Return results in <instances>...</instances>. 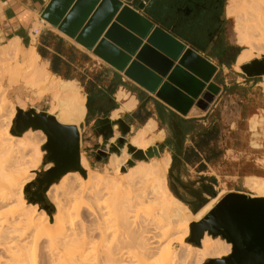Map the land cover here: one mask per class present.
Returning a JSON list of instances; mask_svg holds the SVG:
<instances>
[{"label":"bare ground","instance_id":"6f19581e","mask_svg":"<svg viewBox=\"0 0 264 264\" xmlns=\"http://www.w3.org/2000/svg\"><path fill=\"white\" fill-rule=\"evenodd\" d=\"M225 13L233 20L236 43L242 47L233 66L238 68L255 56L254 51L264 53V0H226ZM0 48V80L5 76L10 85L21 81L30 104L40 105L47 100V113L60 123L79 125L84 120L85 95L76 80L44 72L36 65L37 55L33 50H23L18 38ZM5 92L0 84V117L8 103ZM115 99L119 106L111 111L112 120L137 105L135 96L122 87L115 92ZM16 101L25 110L26 100L23 103L18 97ZM14 112L1 117L0 125V264H174L170 247L174 240L188 255L196 253L195 264L230 252V244L208 234L200 246L184 242L189 223L203 217L227 188L221 183L215 197L191 212L168 188L167 152L146 153L125 166L129 155L122 148L121 154H110L101 172L94 171L81 152L80 164L86 178L68 172L48 188L46 195L55 207L50 219L37 204L26 202L23 194L24 185L34 175L32 171L40 166V145L45 135L28 129L21 136H12L8 128ZM116 135L115 130L111 140ZM162 137L156 121L149 119L130 129L128 143L146 152ZM23 151L29 152L24 155ZM244 186L264 195L262 178L247 177ZM108 199L109 205L105 203ZM81 205L85 209L79 220Z\"/></svg>","mask_w":264,"mask_h":264},{"label":"water","instance_id":"95a60500","mask_svg":"<svg viewBox=\"0 0 264 264\" xmlns=\"http://www.w3.org/2000/svg\"><path fill=\"white\" fill-rule=\"evenodd\" d=\"M171 1L163 8L168 12L159 18L160 22L176 21L183 30L191 29L190 21L176 19L177 4ZM73 2L52 0L41 17L58 25L62 32L181 114H186L193 105L207 110L214 101L219 92V87L211 81L216 67L168 31L155 26L120 0H76L68 10ZM205 2L193 0L195 5H205ZM143 7L139 5L140 9ZM199 16L204 17L201 13ZM241 69L247 75L264 72L259 62ZM100 122L103 126L99 133L112 132L109 118ZM28 129L40 130L45 135L42 148L51 164L37 178V190L41 192L29 198L38 204L44 200L43 194L48 188L64 174L78 172L85 176L86 173L80 164V134L76 125L60 123L53 115L31 108L27 111L18 108L11 133L21 135ZM118 142L123 143V138L119 137ZM129 149L137 159L146 153H160L157 145L147 148L146 152L133 146ZM28 187L29 183L24 192ZM47 207L43 205L44 210ZM205 234L230 244V252L220 258H209L203 264H264V197L226 193L203 217L189 223L187 240L190 243L200 245Z\"/></svg>","mask_w":264,"mask_h":264},{"label":"crops","instance_id":"0c3cea01","mask_svg":"<svg viewBox=\"0 0 264 264\" xmlns=\"http://www.w3.org/2000/svg\"><path fill=\"white\" fill-rule=\"evenodd\" d=\"M51 1L0 0V45L13 38H18L20 45L29 48L27 50H33L37 57L46 64V68L51 74L64 78L62 74L68 73L72 78L67 80H76L81 84L86 90L87 98L88 95L92 98L89 111L85 106L86 111L82 123L84 124V121L88 122L89 120L93 122L98 119V127L94 130L96 137L106 138L112 134V132H106V135L99 133V129L103 125L100 121L105 117L109 118L113 129L110 113L119 106V102L115 99V92L119 87H122L135 96L137 105L132 111L126 112L121 117L128 121L131 127H140L149 119L156 121L157 129L163 131V139L158 142L162 151H166L170 155L168 170L172 165L171 174L179 176L182 180H185L186 177H196V181L200 177L215 178L212 170L219 167L228 155H250L249 152L254 150L248 147L249 142L248 140L245 141V133L240 130L238 124L243 121L244 117L248 122L252 111L259 109L263 111L264 102L255 93L259 82H255L254 87L245 89V83H240L238 77L240 75L233 67L242 48L228 40L227 16L225 14L226 0L223 2V7L219 5L213 14L208 15L207 25L194 26L188 30H183L176 21H170L166 24L160 22L159 18L165 17L168 12L163 8L170 5L171 0H120L123 4L152 21L155 26L168 31L185 43V47L193 49L216 67L217 71L211 79L219 87V92L213 103L214 106L212 107L213 104H211L207 110H202L193 105L186 114L179 113L154 94L125 77L121 72L96 56L92 50L87 49L75 38L62 32L58 25L54 26L43 19L41 15ZM75 1L68 10L72 8ZM173 3H176L181 9L185 6L186 0H173ZM140 4L144 6L143 9L139 8ZM180 15L177 11L176 19H181ZM102 37L103 34L99 39ZM235 47L240 48L237 54ZM229 59L231 62L228 61ZM255 62L264 66V62L259 59H251L240 66V69L246 65L251 66ZM52 67L57 72H54ZM241 71L249 79L260 76V74L247 75L242 69ZM81 80L83 82H80ZM252 82L249 80L248 86H251ZM258 91L264 100V91L259 89ZM217 97L221 101L219 107H216ZM255 97L256 100L253 102ZM146 113L150 115L145 116ZM141 119L143 120L141 121ZM255 119L251 118L250 124L246 126V130L249 129L254 137L258 135L257 131L261 122L258 117L256 119L258 123L255 124ZM212 128L215 133L213 138H205V132ZM78 131L81 135L79 129ZM233 135H240V139H232ZM204 140L206 143L203 144L202 150L198 149L195 146L196 142H204ZM254 143L256 142L252 144L258 147ZM172 155H175L173 164ZM182 155H218V158L213 164L204 159L194 160L190 164L184 160ZM262 162L264 164V160ZM200 163L205 164L206 168L198 169Z\"/></svg>","mask_w":264,"mask_h":264},{"label":"rangeland","instance_id":"374dc122","mask_svg":"<svg viewBox=\"0 0 264 264\" xmlns=\"http://www.w3.org/2000/svg\"><path fill=\"white\" fill-rule=\"evenodd\" d=\"M233 24H234L233 20L231 18L227 17L226 30H227L228 40H230L233 43H236ZM1 46L2 45H0V47ZM21 47L23 50L29 49V48L24 47L22 44H21ZM254 55L255 56L252 59H259L260 61L264 62V53H258L257 54V51H254ZM10 62H14V61L10 60ZM36 65L38 67H42L44 69V72H49L48 69L46 68L47 67L46 64L43 61H41L38 57L36 59ZM242 65H240V66H242ZM240 66L238 68L234 67V69L236 70L238 75H240V76H238L240 83H245V85H246V86H244V87H246L245 89H247V87H249L248 89H250V87H254L255 82H259V85L255 89V93L257 95H259V98L262 99V101L264 102L263 96H261L259 91H258V89L264 91V87H263L264 72H261L259 77H253V78L249 79L243 74V72L240 69ZM229 73H230V71H229ZM0 76H2L1 73H0ZM238 77H236V78H238ZM249 80L253 81L251 86H248ZM0 84H1V88L4 91H6L5 95H6V99L8 100V103L6 104L4 109L2 110V116L1 117L7 116L11 111H15L14 116H13L12 120L10 121L8 130L12 136H17V137L21 136V135L15 134V133L14 134L11 133V129L14 126V119H15L16 110L18 108L22 109V107L18 104L19 102L17 103L16 98L20 97L21 100L23 101V103H25L24 100H26L27 106L25 105V110L22 109L23 111H27L28 109L31 108L35 112H38V113H40V112L47 113V109H48L47 100H45L44 102H41L40 105L38 103V105L34 106V105L30 104L31 101H29V99L27 98V94L23 90V86H22L21 81H19L18 83H14V84L10 85L9 82H7V78L5 76H3V78H1V80H0ZM8 86H9V88H8ZM79 86H81L82 92L85 95V106H86V98H87L86 90L84 87H82L81 84H79ZM19 88H21V89H19ZM255 100H256V97L253 99V102H255ZM219 104H221V101H220V98L217 97L216 98V107H219ZM213 106H214V104L212 105V107ZM106 108H107V106H106ZM47 114H49V113H47ZM245 116H247L246 113H245ZM1 117H0V121H1ZM258 117L261 118V122H260V125L258 127V131H257L258 135L256 137H254L252 132L249 131V129L246 130V126L250 124L251 118H258ZM88 118H90V117H88ZM250 119H248V122H247L246 117H244L243 121L238 124V127L240 128V130H243V132L245 133L244 139H245V141L248 140V142H249L248 147L249 148L251 147L254 150L249 152L250 155L249 154L248 155H228L227 158L221 163V165L219 167L212 170V173H213L215 180H216V182L213 186L215 191H216V194L218 192V189H219L218 187L220 186V184L224 183L225 187L227 188L226 193H228L230 191H232V192H243V193H246L248 195L250 194V196L264 197V195H259L257 192H255L253 190H248V188L244 186V181H245V178H247V177H257V178H262L264 180V164L262 162L264 160V110L262 111L259 109V110L252 111L251 115H250ZM82 122H81V124L76 125L77 128L80 130V133H81V135H80V154H81V152L84 153L90 167L94 171L101 172L103 170V167L106 166V164L108 163V158H109L110 154L115 153V154L119 155V154H121L122 148H125L126 152L129 155V159L127 162H125V166L131 165L135 160H138L137 158L133 157L132 151H130V149H129V147L131 145L128 143V137L130 134V129L132 127L129 125L128 121L123 119L121 116L119 118H117L116 120H112V123H113L112 133L113 134L108 135L106 138L102 137V136L96 137V135L94 133V130L98 127V119L93 121V122H92V120H89L88 122L84 121V124ZM1 123H2V121L0 122V125H1ZM115 125L117 127L114 128ZM3 126H4V124H3ZM133 127L138 128L136 126H133ZM0 128H1V126H0ZM115 130L117 131V135L114 137L113 140H111V138L114 136ZM119 137L123 138V143L118 142ZM231 138L232 139H235V138L240 139V135H235V136L233 135ZM242 138H243V136H242ZM162 139H163V137H162ZM253 142H256L258 144V147H255L252 144ZM43 144L44 143H42L40 145V149L43 150V155H42V159L40 162V166L37 167L38 169L36 168L35 170L32 171V173L34 174L32 179L30 181H28L23 187V194H24V197L26 199V202H31V201L28 200V194L26 192H24V188L26 187V185L28 183L30 184V182L35 179V177L39 174L40 171H42L43 168H45V166L47 164H50V163H48V161L46 159H44V157L46 156V153H45L44 149L42 148ZM155 145H157L159 152H162V153L166 152V151H164V152L162 151L159 142L156 143ZM245 146H247V145H245ZM99 151H105L106 155L105 156L98 155ZM28 152L29 151H23L24 155H26ZM110 172H111V169H110ZM85 173H86V171H85ZM82 177L86 178V175L82 176ZM59 180L55 181V183L59 182ZM166 180H167V172H166ZM183 181L184 182H194V181H196V177H192V178L186 177V179ZM197 186H198V184L194 185V187H197ZM178 191L184 197L189 198L188 193L185 192L183 189H179ZM57 193H59V194L62 193L61 187L58 188ZM44 198H45V204L51 205L53 212H54L55 207H54L53 203L50 201V199L48 198V196L46 195V193L44 194ZM31 203H33V202H31ZM105 203L107 205L111 204L110 199L106 200ZM74 204H75V202L72 204V206H74ZM37 206L39 209H43L42 204H37ZM81 207L82 208H80V210L78 211V216H77V219H79V220L81 219V216H82L81 210L85 209V208H83L84 205H81ZM72 210H74V208H72ZM46 214H47V212H46ZM113 215H115V214L113 213ZM48 217L51 219V217L49 215H48ZM110 217L114 218L112 216H110ZM79 220H77V221H79ZM110 223L112 224V222H110ZM188 237H189V233H188V236L184 239L185 243H189V244L194 245V246H200V245H195L193 243H190L187 240ZM170 247H171L172 254L175 256L174 264H195L194 260L198 257L196 255V253H195V255H193L194 252H193V254L189 253V255H188V253L185 252L184 247L181 246L180 243L175 241V240L170 242ZM186 254L189 257H187ZM63 256H64V258H67V253H65V255L63 254ZM208 259L209 258L204 259L202 264L204 262H206Z\"/></svg>","mask_w":264,"mask_h":264},{"label":"trees","instance_id":"16d2710c","mask_svg":"<svg viewBox=\"0 0 264 264\" xmlns=\"http://www.w3.org/2000/svg\"><path fill=\"white\" fill-rule=\"evenodd\" d=\"M240 51L239 47H235V52L236 54ZM229 62H231V59L228 60ZM52 70L54 72H57V70L55 68L52 67ZM63 77L65 79H71L72 77L68 74V73H64L62 74ZM80 82H83L82 80ZM92 103V98L91 96L88 95L87 98V102H86V108L89 111V107L90 104ZM149 113H146L145 116H149ZM143 119H141L142 121ZM190 122V120H187ZM215 135L214 133V129H210L209 131H206L204 134L205 138H213V136ZM205 140L204 142H196L195 146L202 150L203 148V144H205ZM181 156V155H180ZM182 157L184 158V160H186V162L192 164V162L194 160L199 161L201 159H204L206 162L213 164L217 158L218 155H182ZM44 159H46L44 157ZM175 161V155H172V164ZM171 167L168 170L167 173V185L169 190L171 191V193L178 199L180 200L182 203H184L191 212L195 213L197 212L210 198H213L216 196V191L214 189V184L216 182L215 178L213 177H200L199 180L194 181V182H184L182 179H180L179 176H174L171 174ZM206 166L203 163H200V165L198 166V169H205ZM198 182V186L194 187L195 183ZM179 189H183L185 192L188 193L189 198L184 197L182 194L179 193ZM29 196H28V200H29ZM45 201V198L44 200ZM31 203V202H29ZM38 204H41L40 202ZM45 205V204H43ZM42 205V208H43ZM47 205V204H46ZM47 212V214L51 217L52 213H53V209L51 207V205H48L47 209L45 210Z\"/></svg>","mask_w":264,"mask_h":264},{"label":"flooded vegetation","instance_id":"af4514ba","mask_svg":"<svg viewBox=\"0 0 264 264\" xmlns=\"http://www.w3.org/2000/svg\"><path fill=\"white\" fill-rule=\"evenodd\" d=\"M223 2L224 0H206V4L205 5H195L193 4V0H186L185 6H183V8H178V6L176 7V12L178 11V13H180L181 15V19H186L188 21L191 22L192 27L194 26H198V27H202L207 25L208 23V15L209 14H213V12L215 11V9L220 5L223 7ZM199 13L203 14V18H201L199 16ZM200 17V18H197ZM207 17V20L205 22H203ZM202 21V22H200ZM103 126V125H102ZM100 127V126H99ZM102 152L106 153L105 151H99L98 155H102ZM47 168H43L42 171L39 172V174L35 177V179L33 181L30 182L28 190H27V194L29 197H36L38 193L41 192L40 190H37L38 188V181L37 178L41 177L42 172L44 170H46ZM37 191V193L35 194V192ZM44 196V194H43ZM42 205L45 204V201L40 202Z\"/></svg>","mask_w":264,"mask_h":264},{"label":"built area","instance_id":"2783aa9c","mask_svg":"<svg viewBox=\"0 0 264 264\" xmlns=\"http://www.w3.org/2000/svg\"><path fill=\"white\" fill-rule=\"evenodd\" d=\"M214 101H215V98H214ZM214 101H213L211 104H213V103H214ZM211 104H210V105H211Z\"/></svg>","mask_w":264,"mask_h":264}]
</instances>
